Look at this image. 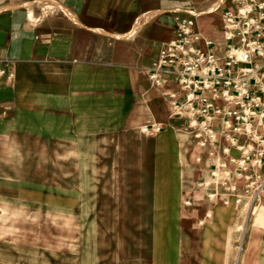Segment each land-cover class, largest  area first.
Wrapping results in <instances>:
<instances>
[{"label":"crops","instance_id":"obj_1","mask_svg":"<svg viewBox=\"0 0 264 264\" xmlns=\"http://www.w3.org/2000/svg\"><path fill=\"white\" fill-rule=\"evenodd\" d=\"M22 1L33 0H0V7ZM56 1L77 22L62 10H44L39 4L0 10V68L13 74L11 79H0V211L10 210L15 198L23 203L32 201L27 198L31 192L25 188L30 184L26 180L43 176L40 170L27 168L26 163H40L42 156L51 162L75 147L83 154L97 147V161L102 162L100 149L113 139L114 135L107 134L113 128L120 140L131 139L139 125H158L161 129L182 126V119L170 115L164 96L174 84L166 89L152 88L148 71L163 44L173 37L176 15L193 18L194 30L211 39L214 52L220 55L226 45L222 15L234 12L240 0H224L216 11L199 16L190 12H204L216 0ZM154 11L158 13L131 33L141 16ZM199 47L205 49L202 41ZM107 115L112 117L111 124L106 123ZM11 162L19 165L12 175ZM11 178L23 186L11 187ZM31 183L34 194L41 184ZM232 208L237 209L233 204L213 203V228L219 222L231 226ZM257 213L253 222L243 219V238H264V210ZM205 215L198 219L199 226L209 219ZM11 241L0 238V264H37L26 261L38 259L33 252L9 250Z\"/></svg>","mask_w":264,"mask_h":264},{"label":"rangeland","instance_id":"obj_2","mask_svg":"<svg viewBox=\"0 0 264 264\" xmlns=\"http://www.w3.org/2000/svg\"><path fill=\"white\" fill-rule=\"evenodd\" d=\"M32 3L39 4L22 1L11 8ZM210 7L190 13H211ZM157 13L137 22L142 26ZM106 117L111 124L112 117ZM141 127L131 139L120 140L111 127L107 134L113 139L100 149L102 162L97 161V147L87 154L75 147L51 162L42 156L40 163H26L43 178L26 180L27 192H33L31 182L41 184L34 194H27L31 202L15 198L10 210L0 211V238L12 240L9 250L31 251L38 259L26 261L37 264H264V238L242 237V210L232 208L231 226L219 222L213 228V203L208 204L195 187L197 180L206 178V169L195 162L197 148L187 132L174 126L149 136ZM68 158L73 162L65 161ZM18 166L10 163L11 175ZM10 185L21 188L23 183L11 178ZM205 213L210 217L199 226ZM254 214L246 220L253 222Z\"/></svg>","mask_w":264,"mask_h":264},{"label":"built area","instance_id":"obj_3","mask_svg":"<svg viewBox=\"0 0 264 264\" xmlns=\"http://www.w3.org/2000/svg\"><path fill=\"white\" fill-rule=\"evenodd\" d=\"M173 21V37L148 71L150 86H175L164 93L169 113L183 120L198 150L195 162L206 169L196 189L212 203L233 204L246 221L264 200V0H240L234 12L223 13L220 55L194 30L193 18ZM3 77L13 74L0 68ZM160 130L140 128L149 136Z\"/></svg>","mask_w":264,"mask_h":264},{"label":"bare ground","instance_id":"obj_4","mask_svg":"<svg viewBox=\"0 0 264 264\" xmlns=\"http://www.w3.org/2000/svg\"><path fill=\"white\" fill-rule=\"evenodd\" d=\"M36 1H38L39 4L42 5L44 9H47V8H49V7H51V6H55V7H57L58 9L62 10L65 14H67V15H68L70 18H72L75 22L77 21V20L75 19V17L73 16V14L70 13V11H69L67 8H65L63 5H61L60 3H58L56 0H36ZM223 1H224V0H216V2H214L213 5L210 7V10H208L207 12L215 11V10L220 6V4H221ZM26 2H27V1H26ZM34 2H35V1H34ZM32 4H33V3H32ZM13 6H15V4H7V5H3V6L0 7V10H1V9H9V8H11V7H13ZM205 12H206V11H205ZM142 18H146V15L141 16L140 19H142ZM145 20H146V19H145ZM141 23H142V22H141ZM141 23L137 22V23L135 24V26H134V28H133V30H132L131 33L135 32V31L139 28V26L141 25ZM115 36H117V35H115ZM120 36H124V35H120ZM201 174H202V172L200 173V175H201ZM258 210H261V212H262V211L264 210V207H261V205H257V206H255V207L253 208V211H254L255 213H257ZM259 213H260V212H259ZM257 214H258V213H257ZM257 214H256V215H257ZM244 224H245V223H244ZM204 235H205V233H204Z\"/></svg>","mask_w":264,"mask_h":264}]
</instances>
